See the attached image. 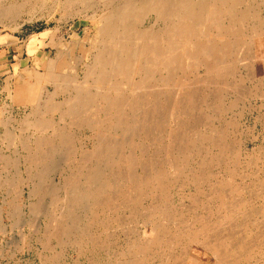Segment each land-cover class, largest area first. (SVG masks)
Listing matches in <instances>:
<instances>
[{"label": "rangeland", "instance_id": "rangeland-1", "mask_svg": "<svg viewBox=\"0 0 264 264\" xmlns=\"http://www.w3.org/2000/svg\"><path fill=\"white\" fill-rule=\"evenodd\" d=\"M50 1L53 2L50 3ZM60 1L61 0H0V264H167V256L173 257V260L169 262L170 264H174L175 261L177 264H186L191 260H198L201 264H212L214 257L211 256L212 254H210V252H207L204 248L202 249V239H204L202 236L198 235V237L194 239H187V237L182 239L183 233H179V229L185 231L186 229L192 228L195 224L199 227V224H203L202 222L205 220L201 219L203 217H209V221L205 220V222L213 226L215 225V232L226 231L227 228L225 226H227V233L232 232L233 235H235L234 238H236V241L242 236L241 233L245 236V233L248 232V235H251L250 237L253 239L254 236L256 237L257 235H255L256 232H262L260 234H263L262 236L257 235L258 238L251 239L255 241L254 245L250 246V250L252 251L251 254L248 252L250 258L246 255L243 257V260L242 258L240 259V264H264V229H262L264 227V60H255L256 55L258 56V49L257 45H255V43L253 44L254 37L251 30H247L246 32L240 30L242 33H246L243 34V37L241 36L243 38L241 41L243 45L235 41L232 44L237 46L234 45V47L232 45V47H229V52L226 51V53L229 54H227L228 58L225 62L229 63L231 60L230 65L236 67V73L226 76L223 83L213 86L201 82L206 76L205 71L202 68H198L197 70V68L192 67L193 63L191 61V64L189 61L184 62L183 68H181L183 70L177 73L175 79H177L178 84H186L188 87L195 89L198 95L197 98L199 99L198 107L196 106L197 108L195 107L188 111V116L187 114L185 116L182 115L181 122L179 121L180 123L178 124L186 125L188 130H191V134L185 133L184 129H181V132H177V139L181 140L179 141L180 147L178 146V149L180 150L181 147H185V139H188L189 143L187 144V148H189V150H187V152H190L175 155L173 159L177 162V171L171 168L170 162L168 163V159H172L171 156H166L163 151L168 150L166 148L169 146L168 140L166 138L162 139V136L156 133L158 129V132L161 134L162 132L166 133L170 130H174V128H179L176 127L175 123L171 120V114L169 113L170 109H164L165 116H160L163 112L162 106H160L161 112L159 110L158 114L160 117L164 118V122L165 119L167 120L165 122L167 124L164 123V126L158 129L153 127L156 129V132L150 128V133L147 130L149 128L145 127L146 125L144 126L143 130H147L145 134H148V132L151 134V137L149 135V139H147V135L146 138H144L146 141L142 139L145 136L143 135L144 131L141 133L139 132L142 131V129L140 130L138 128H143L141 122L144 121V119L147 121L146 119L150 120L151 117H155L156 115V119L159 121L163 120V118L158 116V110L155 111V114L153 112L159 105L154 107V103L150 100L148 101L149 103L142 102L145 100L147 93L145 94L137 91L138 95H135L142 100L138 99L139 102L141 101V104H146L144 106L142 104L144 108H155L153 111H149L148 109V112H153V115L150 116L146 115V113L140 115L141 108L139 107L137 108L139 110L137 114L133 113V110H126L124 107L119 110V113L107 114V112H109L108 109L103 110V108L99 107L102 109L101 112L99 111V115L98 111L97 114H95L96 112H91L93 108H89V113L85 111V113H87L86 118L88 120L89 118L91 119L92 116L97 122L102 123L101 126L98 125L99 130L94 124L92 126L86 124V118H82L84 117V110L81 112L82 114L80 117L75 116V118H72L69 115L67 116L69 118L66 117L68 111H65L70 109L64 102L74 94L75 82H72L74 86L72 83H64L66 84L64 86L62 80H50L46 76L47 64L51 60H58L56 56L63 55V59L67 58L63 63L64 68L61 70L65 69V71L60 70L59 74L61 73L63 75L67 73V77L69 74L71 75L70 79H72L74 72L75 74L83 73V70L88 64L87 62H89V58L87 57L88 51H90L91 54L94 53L91 45L95 42V35L98 29L95 19L91 16L96 14L98 17L101 16L103 14L101 11L103 7H100V0H91L89 2L78 0L79 2L74 1L66 6L64 0ZM242 1H246V3L251 1L253 4L250 2V6L255 4L253 6L254 12L257 11L256 13H258V16H263L264 0H259L260 2H258V0ZM256 3L259 8L258 6L255 7ZM9 5L12 6L9 7ZM81 5L84 7V10H82L83 8ZM16 7L18 9L15 11L14 9ZM52 7H54L53 10ZM77 8H81L79 11L83 12L77 13L78 11H75ZM72 9H74L76 13H74ZM10 10L13 13H11ZM39 11L43 12L41 13ZM64 11H66V13L69 12L68 14L71 12L73 15L72 18L71 14L70 16L66 14L67 17H65ZM7 12H10V14ZM88 12L92 13L87 14ZM5 14L8 16L6 17ZM154 19L155 16H153V14L146 17L144 16L142 19L143 21L141 20V22L138 23L137 28L140 27V30L141 28L143 29V27H150L152 25L151 23H155ZM262 32L264 33L262 30L256 36H259L257 39L262 38L264 41ZM245 38L247 40H245ZM212 39L217 41L218 37H213ZM221 41L223 42V39H221ZM246 41H251L250 45L249 42ZM220 45L221 44L218 46L219 49H221ZM241 48L246 54L241 52ZM230 52L233 53L230 54ZM251 52L255 53V55L252 53L253 57H248V55H251ZM241 57L246 59L248 66H245V68H247V70L241 67L243 62L245 63V61H240ZM186 64H190V66L188 67ZM261 65L263 67H261ZM69 66L71 68L73 67L74 70L69 68ZM253 73H255V75ZM250 74L254 77L250 78ZM82 76L83 75H80V77H78V81L83 79ZM44 77L47 78L45 79ZM43 78L46 81H44ZM137 81H139L138 78L136 82ZM148 83L150 88L153 87L152 89L154 92L158 90L155 80L149 81ZM29 85H39L43 93V96L41 95V98L35 102L37 104L16 102L13 97L16 93L14 90H17L19 86L30 87ZM171 89L172 88H164L165 92L169 94L174 92L173 89L171 92ZM212 93L216 95L212 96ZM174 96L178 95L175 94ZM200 96L202 97L200 98ZM49 97L56 101L57 105L62 108L56 113L53 109H48V114L45 113L44 115L41 113V116L37 114L38 119L41 118L39 122L37 119L35 120L36 117L32 116V112L38 109V107H40L38 105L43 104ZM218 97H221L220 100L223 101H220ZM223 97L225 98L223 99ZM194 98L191 100L193 103L195 101ZM134 99L135 97L133 95L131 102H133ZM147 100L146 98V101ZM151 103H153L151 105L152 107L148 106ZM160 103L161 102H159V104ZM143 107L142 112L144 110ZM146 108L144 112L147 110ZM137 109H135V112ZM168 110L169 112H167ZM103 111L105 113H103ZM131 111L132 113H130ZM148 112L147 114H149ZM130 115L134 117L136 115H139V117L141 116L140 122L136 121L137 116L132 120L133 118H131ZM142 115L143 117L147 116V118L144 117V119H142ZM35 121L37 123H35ZM136 122L141 123L140 126ZM24 123H28L30 127L26 126ZM132 123L136 124L138 128H136L135 125L133 126ZM31 125H33V128ZM39 126H42L43 130ZM85 126L90 127H87V129ZM61 127H65V136L62 140L57 137L54 138V131ZM92 127L94 129H92ZM131 127H135L136 131L139 130L138 132L140 136H142L141 138L139 137L140 139L138 137L136 138L137 135H135L134 132L128 134L127 132L129 131H125L127 134H123L124 130H128V128ZM38 128L41 129V132L37 131ZM133 129L134 128H132V130L130 129V132H132ZM34 130L36 131L34 132ZM207 130L209 132H207ZM136 131L135 133H138ZM211 131H213V133H211ZM152 133L155 134L153 135L154 137ZM36 134L48 137L50 139L49 142L41 148L38 146L36 149V145L33 143V136H36ZM132 134H134L135 137L131 136ZM156 134L158 137H155ZM192 134L195 137H192ZM7 135L9 136L6 137ZM28 135L30 137L32 135V137L30 138ZM13 136L15 137L13 138ZM216 136L215 142L221 145V147L214 145L215 142L210 143L209 139H207V137ZM21 137L22 139H20ZM124 137H127L129 141L128 144L133 139L129 147ZM23 138L24 141H21ZM152 138H155V140ZM141 139L144 141H141ZM11 140L13 141L11 142ZM24 142H27L30 147ZM132 142H134V144ZM130 146H132L135 151ZM129 148L133 149V151ZM159 149H162L161 154ZM158 150L159 152H157ZM32 151H36V154ZM130 151L134 153H132V156L135 155L132 159L135 158V160L138 159L140 161H133L131 158H128L133 161V163L132 161L130 163L127 159V156H131L129 155L131 153ZM123 152L126 154L124 155ZM155 152L159 155H156ZM121 155L125 156V160L121 158L123 157ZM113 156L114 160H116V158L119 160L114 161L116 163L115 165H112V162L110 163L109 161V157H111L113 161ZM209 158H215L216 161L209 164ZM127 160L129 165L127 164ZM95 161L98 162L99 165L107 164L108 161L109 164H107V168H110L108 165L111 164L113 169H110L115 172L118 171L117 173L121 172L120 175H115L114 171L106 169V164L102 166L106 169L105 173H108V171L110 173L114 172V175L119 176V178L122 175L124 179H122L123 182L121 179L114 177V182L116 180V182L119 181L118 186H120V188L116 186L117 184H115V186L120 189H117V193H119L120 196H116L117 194L112 192L113 195L117 197L114 198V200L111 198L112 201H114L112 204L111 199L109 197L107 198L109 195H104L107 201H111V203L107 202L103 197L105 203L107 202L110 204H107L108 206L104 201H101L104 204L100 202L102 205L99 204L95 206V202L90 198L89 200L86 199L87 201L82 200L81 202L77 200V202L72 204L73 206L66 211L63 206L64 204H62L63 201H61L64 198V188L72 192L74 187H79V185L83 186L89 175H91V171H93V164H96ZM250 162H252V165ZM127 165L132 169L128 168ZM245 167L247 169H245ZM171 169L173 171H171ZM157 170H160V174L165 177L166 187L161 179L158 181L159 185L153 184L150 186L149 181L146 182V179L152 181L155 176H158L159 171ZM110 173L104 175V180H111L113 178V173ZM195 175H197V178L204 179H200L201 181L198 180L197 184L193 180ZM124 176L128 181L125 180ZM138 176H141L140 179H138ZM142 178H145V181L139 184V180H142ZM137 179L139 181L137 184L140 186L137 185L136 187L134 181ZM69 185L76 186L70 187ZM83 188L84 187L81 189ZM61 189H63L62 192ZM123 190L127 193H122ZM211 190L215 191L214 198L209 200V202H205L208 198L207 194L210 193ZM216 190H219L222 194ZM119 191H121L122 194H120ZM60 193H62V195ZM56 194L59 196L58 198ZM122 195L125 196V198ZM110 197H112V195H110ZM116 199L117 201L115 203ZM120 199L121 201H119ZM223 200L225 203L229 202L231 204L245 201L248 204L246 207L248 213L252 211L249 214V222L248 220L244 222L236 218L233 220L221 219L220 216L227 218V216L230 215V213L225 210V206H222ZM100 205L103 208H101ZM104 205L106 207H104ZM68 211L70 213H68ZM85 211H88V213ZM237 211L239 210H236V213H234L232 217H235L237 213L240 215L242 214ZM164 216L168 219L164 218ZM221 223L224 225L226 224L223 226L224 228L221 226ZM235 226H237V228H235ZM256 226H259V228L257 229ZM154 227H158L162 232L168 233H165L166 235L160 238L161 241L155 244H149L150 232ZM231 228L233 230L237 229L238 233L234 234L235 231L233 232ZM247 228H249L250 231ZM70 229L73 232L70 231ZM84 229H86L85 231L87 233L84 232ZM230 229L232 231H229ZM72 234H74V236H72ZM81 234L83 235L81 236ZM167 236H170V240ZM146 237L148 240H146ZM207 240L210 241V243H216V237L212 236V234ZM70 241L71 243H69ZM198 241L201 242L199 243ZM145 244L147 246H145ZM258 244L259 247H257ZM141 247H143V249ZM144 250L147 252H144ZM259 250L260 252H258ZM149 253L152 254L150 255ZM253 254L255 256H253ZM158 257H161V259ZM187 264H189V262Z\"/></svg>", "mask_w": 264, "mask_h": 264}, {"label": "bare ground", "instance_id": "bare-ground-1", "mask_svg": "<svg viewBox=\"0 0 264 264\" xmlns=\"http://www.w3.org/2000/svg\"><path fill=\"white\" fill-rule=\"evenodd\" d=\"M61 1H63V0H61ZM74 1H78V0H64V4L66 6V5H69V3L74 2ZM81 1L89 2L91 0H81ZM94 1H96V0H94ZM52 2L50 1V3H52ZM100 2H101V6L100 7H103V9H101L103 14L101 16H99V17L96 16L97 14L91 16L93 19H95V21H96V23L98 25L97 26V28H98L97 29V34L95 35L96 39L94 40L95 42H94L93 45H91L93 50H94V53L91 54L90 51H88L87 57L89 58V60H88L89 62H87L88 64L86 65L85 69L84 70L82 69L83 73L82 74H79V73L75 74V72H74L73 75H72L73 76L72 79H70L71 75H69V74H68V77H67V75H66L67 73L66 72H65L66 74H63V75L61 73L59 74L60 70L62 68H64V64L63 63H64V61H65V59L67 57L63 59V57H62L63 55L62 56L58 55V57L56 56V58H58V60H54V61L51 60L49 63L47 61L48 64H47V75L46 76L50 80L51 79L52 80H57V81L62 80V82H63L62 84L64 86L66 84H71L72 82H75V88L73 87L74 88V94L71 97L67 98L65 100V102H64V104H66V106L70 109V110H66L65 111V112L68 111L66 117L68 115L70 117H72V118L73 117L75 118V116L80 117V115L82 114L81 112L84 110V112H83L84 117H82V118H86L87 113H89L88 112L89 108L90 109L93 108L94 110L91 109V112L92 111L94 113L96 112L95 114H97V111H98V115H99V113L102 110L100 108H103V110H105V109L107 110L108 109L109 112H107V114H109V113L113 114V113H116V112L119 113V110H121V108L124 107L126 110L127 109L133 110V113L137 114V111H139L137 108L139 107V108H141L140 115L146 113V115H149V116L153 115L152 114L153 112L155 114L156 110H158L157 111V114H158V112L160 110V106H162V111H163L160 116L164 115V112H165L164 109H166V108L170 109V112H169V110L167 112H169L171 114V120L175 123L176 127H179L178 129L174 128V130H170L168 132L165 131L166 133L162 132L160 134V132H158V130H159L158 128H161V126H164L163 124L167 120L165 119V122H164V118L160 117L159 114H158V116L160 118H163V120L159 121L158 119H156V115H155V117L153 116V117L150 118V120L146 119L147 121H145L144 117L147 118V116L143 117V115H142V119H144V121L146 122L145 123L144 121L141 120L142 121L141 123L143 124L142 125L143 128H141V127L138 128V126L136 127V124H133L135 122H133L132 125L133 126L135 125V127L140 129V130L142 129V131L138 130L140 133L144 131L143 135H145V136L142 139L146 138V135L148 137L147 139H149V135L151 137L150 130L152 129V130H154L156 132V129H158L156 133L157 134L159 133V135L162 136V139L166 138L168 140L169 146L166 145L167 143L165 144L167 146L166 148L168 150H163L165 152L166 156L168 155V156H171V158H172V159H168L169 160L168 163L170 162V166H171V168L173 170H177L178 169L176 167L177 166V162L173 158L175 157L176 154H184L185 152H187V150H189V148H187V144L189 143L188 139H185L186 140L185 147L184 146L181 147V149L183 148L182 150L178 149L180 147L179 146L180 145L179 141H181V140L177 139V132H181V129H184L185 133L187 132V133L191 134V130H188L186 125H178V124L181 122V116L182 115L185 116L186 114L188 116L187 112L192 110L193 108H195L198 105V101H199V99L197 98V96H198L197 95V91H195V89H193L192 87L191 88L188 87L186 84H184V85L183 84H178L177 79H175V77H177V73L179 71L183 70L181 68H183L184 62L189 61L190 64H191V62L193 63L192 67L197 68V70H198V68H202L205 71L206 76L204 77V80H201V82H204L207 85H213V86H216L217 84L223 83L226 76L236 73V67H234L233 65H230L231 64L230 63L231 60H230L229 63L225 62L226 59L228 58L227 54H229V53H226V51H228L230 49L229 47H232V45H233L232 43L235 42V41L239 42V43H241V45H243V43L241 41L243 39L242 38L243 34H246V33H242L241 31H245L246 32L247 30L248 31L251 30V32L253 34V37H254L253 44L255 43V45H257L258 56L256 55L255 60H257V61L264 60V41L262 40V38L261 39H259V38L257 39V37H259V36H256V35H258L260 33V31H262V30L264 31V13H263V16H260V15L258 16L257 15L258 13H256L257 11L254 12V7L253 6L255 4L253 6H250L249 3L251 1L249 3L248 2L246 3V1L243 2L242 0H100L99 3ZM258 2H260V1L258 0ZM22 3H25V2H22ZM43 3H45V2H43ZM257 3H256L255 7L258 6ZM47 5H48V2H47ZM10 6H12V5H9V7ZM20 6H23V5H20ZM42 6H44V5H42ZM82 8H83L82 10H84L83 6H82ZM258 8H259V6H258ZM16 9H18V8L16 7L14 10L16 11ZM53 9H54V7H52V10ZM62 9H65V8H62ZM260 9H262V8H260ZM11 10H12V8H11ZM79 10H81V8L80 9L77 8V10H75V11H78L77 13L83 12V11H79ZM93 10H91V11H93ZM72 11H74V9H72ZM75 11H74V13H76ZM86 11H88V10H86ZM39 12L42 13L43 11H39ZM46 12H47V10H46ZM49 12H50V10H49ZM99 12H100V10H99ZM7 13L10 14V12H7ZM11 13H13V12L11 11ZM64 13H65V17H67L66 14H68L69 12L66 13V11H64ZM91 13L88 12L87 14H91ZM70 14H71V18H72L73 15H72L71 12H70ZM70 14H68V15L70 16ZM151 14H153V16H155V19H154L155 23H151L152 25L150 27L149 26L147 28L143 27V29L141 28L139 30L140 27L137 28L138 23L141 22V20L143 19L144 16L145 17L146 16H150ZM7 16L8 15H6V17ZM84 16H85V12H84ZM262 34L264 35L263 32H262ZM263 35H261V36H263ZM213 37H215V38L218 37L217 41H214L212 39ZM221 39H223V42L221 41ZM245 40H247V39L245 38ZM246 42H249V41H246ZM250 43H251V41L249 42V45H250ZM219 44H221L220 45L221 49L218 48ZM235 46H237V45H235ZM243 48H245V47H243ZM231 49H233V48H231ZM238 49H236V50H238ZM218 50H220V51H218ZM245 50H247V49H245ZM249 51H250V49H249ZM241 52L245 53V52H243V49H242ZM231 53H233V52H230V54ZM252 53L253 52H251V55H248V57L249 56L253 57ZM253 54L255 55V53H253ZM240 61L241 62L245 61V63L244 62H243V64L241 63L242 64L241 67L243 69L247 70V68H245V66L246 67L248 66V64L246 63V59L241 57ZM85 63H86V61H85ZM190 64H186V65L189 67ZM245 64H247V65H245ZM263 66H264V64H263ZM263 66L261 65V67H263ZM69 68H71V67L69 66ZM83 68H84V66H83ZM71 69H73V67ZM61 71H65V69L61 70ZM250 72H251V70H250ZM254 72H255V70H254ZM71 74H72V72H71ZM248 74H249V72H248ZM253 74L255 75V73H253ZM80 75H83L82 76L83 79L81 81H78V77H80ZM60 76H61V78H60ZM196 77H198V76H196ZM229 77H231V76H229ZM253 77L251 75L250 78H253ZM44 78H43V80H44ZM137 78L139 79V81L136 82ZM148 80L149 81L155 80L157 82L158 90H156V92L153 91V89H152L153 87H151V88L149 87V83H148L149 81ZM44 81H46V80H44ZM64 83H66V84H64ZM72 84L74 86V83H72ZM13 88H15V87H13ZM164 88L165 89L172 88L174 90V92H176V93L172 92V89H171L172 93H170V94L166 93ZM14 91H16V93H15V96H13V97L15 98V101L18 102V103H25V104L26 103H28V104L35 103L38 99L41 98V95L43 96V93H42L41 89L39 88V85H33V86H30V87L19 86L17 88V90H14ZM137 91H140V93H145V94L147 93L146 94L147 96H145V97L148 100L146 101V98L143 101L141 99H139L135 95V94H137ZM9 93H10V91H9ZM132 94L134 95V97L136 99V100L134 99L133 102H131L132 101L131 98L133 97ZM145 94H141V95H145ZM175 94H177L179 96V98H178V96H174ZM199 95H200V93H199ZM211 95L213 96V95H216V94L212 93ZM219 96H221V95H219ZM201 97L202 96H200V98ZM193 98L195 99L194 103L191 102V100ZM220 98H219V100H220ZM224 98L225 97H223V99ZM138 99L141 100L144 103H149L148 101L150 100L151 102L154 103V105H155V106L153 105L154 107L159 105L158 106L159 109L158 108H156V109L153 108V109H155L153 111L152 108H148V107L146 108L145 107L147 110L144 112L145 108L143 106L146 105V104L142 103L143 104V106H142L141 101L139 102ZM220 101H223V100H220ZM159 102H161V103L159 104ZM153 103H151L148 106L152 107L151 105ZM35 104H37V103H35ZM42 105H44L45 107L42 106ZM23 106H25V105H23ZM38 106H40V107H38V109H36V110H34L32 112V116L36 117L35 120L37 119L39 122H40L41 118L38 119L37 114H40V116H41V113L44 114V115H45V113L48 114V109H53V111L56 113L57 111H60L61 108H62L61 106L57 105L56 101L52 100L51 97L47 98L43 104L38 105ZM142 107L144 109L143 112H142ZM135 109H137L136 112H135ZM148 109H149V111H153V112L152 113L148 112ZM85 111H87V113H85ZM91 112H90V114H91ZM147 112L149 114H147ZM160 112H161V110H160ZM103 113H105V112L103 111ZM130 113H132V111ZM131 115H133V114H131ZM136 116H137V118H136ZM136 116L135 117L131 116V118H133L132 120H134L136 118L137 119L136 121H139L141 119L140 118L141 116L140 117H139V115H136ZM138 117H139V119H138ZM67 118H69V117H67ZM128 119H130V118H128ZM187 119H188V117H187ZM48 120H50V119H48ZM62 120H63V118H62ZM86 120H87V118L85 119V121ZM132 120H131V122H132ZM31 121H32V119H31ZM95 121H96V119H93L92 116H91V119L89 118L87 120L86 124L87 125H91V126L94 124L99 130V126H101L102 123L97 122V121L95 122ZM22 122H23V120H22ZM35 123H37V122L35 121ZM136 123H138V122H136ZM141 123H138L139 126H140ZM24 124L26 126H28V123L27 124L24 123ZM47 124H48V122H47ZM165 124H167V123H165ZM42 125L45 126L44 124H42ZM32 126L33 125H31V127ZM47 126H49V125H47ZM144 126L149 128L147 130L150 133L148 132V134L147 133L145 134V131L147 132V130L146 129L143 130ZM173 126H174V124H173ZM28 127H30V125ZM135 127H131V128H128V130L127 129L124 130L123 134L125 133V131H129V132H127L128 134L134 132V134L137 135L136 138L137 137L141 138L142 136H140V133L138 131H136ZM153 127L156 128V129H154ZM40 128L42 129L43 127L41 126ZM40 128H38L37 131L41 132ZM64 128L65 127H61L59 129H56L54 131V138L57 137V138H59L61 140L64 139V136H65V133H64L65 129ZM132 128H134V129H133L132 132H130L132 130ZM34 129H36V128H34ZM92 129H94V128L92 127ZM134 130L136 132H138L139 135H138V133H135ZM35 131L36 130H34V132ZM207 132H209V131L207 130ZM127 133H125V134H127ZM211 133H213V131H211ZM20 134H22V133H20ZM134 134H132L131 136L135 137ZM157 134H156L155 137H158ZM163 134H164V136H163ZM153 135H155V134L152 133V136ZM8 136L9 135H7L6 137H8ZM193 136L194 135L192 134V137ZM14 137L15 136H13V138ZM31 137H32V135H31ZM124 138H126L124 140H127V137H124ZM216 138H217V136L216 137H210V138L207 137V139H209L210 143H214ZM20 139H22V137ZM33 139H34L33 143H35L36 149H37L38 146L40 148L43 147V145H46V143L49 142V140H50L48 137H46L44 135H37V134H36V136L35 135L33 136ZM142 139H141V141H144V140L146 141V139H144V140H142ZM153 140H155V138ZM159 140H157V141H159ZM12 141L13 140H11V142ZM21 141H24V138ZM21 141H20V143H21ZM131 141H130V143H131ZM150 141H151V138H150ZM198 141H200V140H198ZM27 142H24V143L28 144ZM126 142L128 144L129 141L127 140ZM183 142L185 143L184 139H183ZM130 143L127 145L128 147H129ZM132 143L134 144V142H132ZM21 145H23V144H21ZM214 145H217V146L221 147V145H219L216 142L214 143ZM24 146H25V144H24ZM108 146H109V144H108ZM197 146H198V144H197ZM29 147H30V145H29ZM130 147H132V146H130ZM189 147H190V145H189ZM27 148H28V146H27ZM129 149L131 151H133L134 148L133 149L129 148ZM159 150L157 152H159ZM161 150H160V154H161ZM220 150H222V149H220ZM111 151L114 152L113 150H111ZM134 151H135V149H134ZM163 151H162V153H163ZM35 152H33V153H35ZM157 152H155L156 155H159V154H157ZM132 153L133 152H131L129 154L131 156H127V159L128 158L132 159L135 156V155L132 156ZM187 153H190V152L188 151ZM123 154L125 155L126 153L123 152ZM121 156H123V155H121ZM121 156H119V157H121ZM140 156H139V159H140ZM109 158H110V160L109 159L108 160L110 161V163L112 162L111 164L115 165L116 163L114 161H116L118 158H116V160H114V156H113V161H112L111 157H109ZM121 158H123V160H125L124 159L125 156H123ZM131 159H128L130 161V163H131L132 160L133 161L135 160V158L132 159V160ZM96 160H97V157H96ZM128 160H127V164L129 165ZM117 161H119V160H117ZM133 161H132V163H133ZM135 161H140V160L136 159ZM215 161H216L215 158H211V159L209 158L208 163L211 164L212 162H215ZM141 162H144V161H141ZM220 162H222V161H220ZM105 164H103V165L105 166ZM107 164H109L108 161H107ZM107 164H106V169L107 170L113 167V166L111 167V164H110V165H108V166H110V168L109 167L107 168ZM250 164L252 165V162H250ZM100 165L98 164V162H96V164H93V171H91V173H90L91 175H89V177L87 178V180H86V182H85V184L83 186L79 185V187H78V186L74 185V186H76V187H74V186L69 185L70 187H74L72 192H69L68 189H66V188H64V191H63V189H61V192L63 191V194H64V198L61 201H63L62 204H64L63 206L65 207L66 211L68 209H70L71 206H73L72 204L76 203L77 200H78V202H81L82 200H86V199L89 200V198H90V199H92L95 202V204H96L95 206H98L99 204L103 203L101 201H104L106 199L105 198L106 196L104 197V195H106V194L109 195V196H107V198L108 197L110 199L113 198V200H114V198H117V197H115L112 192L116 193L117 194L116 196H120L119 193H117L118 192L117 191L118 187L120 188V186H118V182L119 181L116 182L117 181L116 180L114 182V179H115L114 177H117L118 179L122 180L123 179L122 175H121L120 178H119V176H115L117 174L120 175L121 172L117 173L118 171L115 172L114 170H112L113 168L110 169V171H114L115 172V175H114V172H111V173H113V178H112L113 180L112 179L111 180H108V179L106 180L105 179L106 180L105 181L104 180V178H105L104 175L105 174H109L110 172L108 171V173H105L106 169L102 167L103 165H101V166ZM128 165H127V167H128ZM128 168H131V167H128ZM172 169H171V171H173ZM245 169H247V168L245 167ZM202 170H203V168H202ZM157 171H159V173L157 172L158 176L157 177L155 176L156 178L154 177V180H152V181L146 179L147 180L146 182L149 181L150 186L153 185V184L159 185L158 181L161 179V181L164 182V185L166 187L167 185H166L165 177H163L160 174L161 173L160 170H157ZM262 172H263V170H262ZM133 174H135V173H133ZM263 174H264V172H263ZM199 175H200V173H199ZM192 176H193V173H192ZM111 177H112V175H111ZM140 177L141 176H138V179H140ZM124 178H125V176H124ZM138 179L135 180V181L133 180L134 183H136V187H137V185L141 184L142 181L143 182L145 181L144 180L145 178L144 179L142 178V180H139L140 181V183H139ZM200 179H204V178H197V175H195L193 177V180H194L195 183H197L198 180H200ZM121 180H120V182H121ZM123 180H122V182H123ZM125 180L128 181V179H126V178H125ZM137 182L139 184H137ZM115 184H117L116 185V186H118L117 188H116ZM259 185H257V186H259ZM82 187H84V188L81 189ZM118 190H120V189H118ZM216 191L219 192V190H216ZM119 192H120V194H122L125 191L123 190L122 193H121V191H119ZM125 193H127V192H125ZM219 193L222 194L221 192H219ZM60 194L62 195V193H60ZM110 195H112V197H110ZM123 195H125V194H123ZM207 195H208V198H207L208 200L206 199L205 202H207V201L209 202V200H212V198H214L215 191L211 190V192L208 193ZM56 197L58 198L59 196L57 195ZM103 197L105 199H103ZM123 197L125 198V196H123ZM100 199H102V200H100ZM128 200H130V199H128ZM106 201H107V199H106ZM111 201H112V199H111ZM111 201L109 200L107 202L111 203ZM116 201H117V199L115 200V203H116ZM119 201H121V199ZM58 202H60V201H58ZM107 202L105 203V201H104V203L106 205L108 204ZM113 202L114 201H112V204H113ZM88 203H90V202H88ZM101 205H100V207L103 208ZM108 205H110V204H108ZM247 205L248 204L245 201H240L238 203L236 202V203L231 204L229 202L225 203V201L223 200L222 206L223 207L225 206L224 207L225 210H227V212H229L230 215H228L227 218H225L223 216H220V218L221 219H228V220H233L234 218H236L237 220L241 219V220H243L245 222L246 220H248L249 214L252 212V211H249L250 213H248V210L246 209ZM88 207H90V206H88ZM92 207H94V206H92ZM104 207H106V206L104 205ZM236 210H239L237 212H241L242 214L240 215V214L237 213L238 215L236 214L235 217H232V215L234 213H236ZM68 213H70V212L68 211ZM86 213H88V211ZM165 216H166V214H165ZM165 216H164V218H167ZM79 217H81V216H79ZM169 217L171 218L170 215H169ZM62 218H63V216H62ZM206 218L203 217L201 219H205L206 221H209V217H206ZM85 219H86V217H85ZM251 219L254 220L253 218H251ZM205 220H203L204 222L201 221L203 224H199V227H197V225L195 224V225L192 226V228L186 229L185 231H183V230L181 231V229H179L180 230L179 233H181V232L183 233L182 239H184L185 237H187V239L188 238L194 239V238H197L198 235L202 236L204 238V239H202L203 240L202 241V246H203L202 249L204 248L205 250H207V252H210V254H212L211 256L214 257L212 264H240V262H241L240 259L241 258L243 260V257H245L246 255H247V257L250 258V256H248V252H250V254H251L252 251L250 250V246H253L254 245V241H255V240L254 241H252V240L254 238H258L257 235H260L262 232L261 233L260 232L259 233L256 232L255 235L256 234L257 235H256V237L254 236L253 239L250 237L251 235L250 236L248 235V232L245 233V236H243V233H241L242 236L239 237V239L237 238L238 240L236 241V238H234L235 235H233L232 232L227 233L228 227L225 226L226 224L224 225L223 223H221L222 227L225 226L227 228L226 231L215 232L214 231V229H215L214 226L215 225L214 226L212 224L210 225L209 223L205 222ZM248 222H249V220H248ZM263 225H264V223H263ZM229 226H231V225H229ZM251 227H250V229H251ZM232 228H233V226H232ZM235 228H237V226H235ZM256 228L258 229L259 226H256ZM71 229H70V231H72ZM231 229L229 231H232L234 228L232 230ZM247 229L249 230V228H247ZM260 229H261V227H260ZM262 229H264V227ZM78 230H80V229H78ZM78 230H77V232H78ZM85 230L86 229H84V232H86ZM221 230H222V228H221ZM234 231H235L234 234L238 233L237 229L233 230V232ZM67 232H68V230H67ZM165 233H168V232H165ZM165 233L162 232V230L160 228H158V227L155 228L154 227L151 230V232H150V236H149L150 242H149V244L150 243L151 244H155L156 242L161 241L160 238L164 237V235H166ZM74 234H72V236H74ZM83 234H81V236ZM211 234H212V236L216 237V243H214V244L210 243V241L207 240L209 238V236H211ZM262 235H260V236H262ZM167 237L170 240V238H169L170 236H167ZM71 240H73V239H71ZM146 240H148L147 237H146ZM198 242L200 243L201 241H198ZM69 243H71V241ZM199 243H198V245H199ZM195 244H196V242H195ZM259 244H258L257 247H259ZM145 246H147V245L145 244ZM143 247H141V248L143 249ZM149 247H151V246H149ZM148 248H147V250L149 252ZM171 249H172V247H171ZM255 251H256V249H255ZM144 252H147V251L144 250ZM150 252H151V250H150ZM258 252H260V250ZM254 253H256V252H254ZM171 256H173V255H171ZM253 256H255V255L253 254ZM167 257H168V258H166L167 261H168L167 264H170L169 262H170V260H173V257L172 258L170 256H167ZM158 258L161 259V257H158ZM263 258H264V256H263ZM174 260H177V259H174ZM259 260H261V259H259ZM188 262H189V264H201V262H199L198 260L197 261L191 260V261H188ZM175 263H176V261H175ZM203 264H205V263H203Z\"/></svg>", "mask_w": 264, "mask_h": 264}]
</instances>
